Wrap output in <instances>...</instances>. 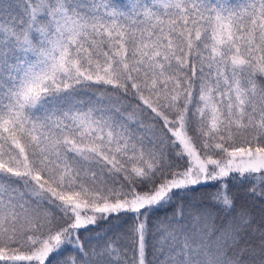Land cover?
I'll return each instance as SVG.
<instances>
[{"label": "snow or ice", "instance_id": "6c2138e0", "mask_svg": "<svg viewBox=\"0 0 264 264\" xmlns=\"http://www.w3.org/2000/svg\"><path fill=\"white\" fill-rule=\"evenodd\" d=\"M0 264H264V0H0Z\"/></svg>", "mask_w": 264, "mask_h": 264}]
</instances>
